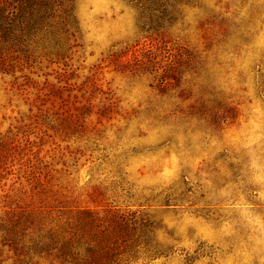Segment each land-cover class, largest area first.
Segmentation results:
<instances>
[{
	"label": "rangeland",
	"instance_id": "374dc122",
	"mask_svg": "<svg viewBox=\"0 0 264 264\" xmlns=\"http://www.w3.org/2000/svg\"><path fill=\"white\" fill-rule=\"evenodd\" d=\"M76 15L65 65L0 78V212L94 207L103 183L119 196L100 205L129 195L159 223L164 254L141 264H264V0H76Z\"/></svg>",
	"mask_w": 264,
	"mask_h": 264
},
{
	"label": "trees",
	"instance_id": "16d2710c",
	"mask_svg": "<svg viewBox=\"0 0 264 264\" xmlns=\"http://www.w3.org/2000/svg\"><path fill=\"white\" fill-rule=\"evenodd\" d=\"M80 40L76 0H0V78L13 85H27L37 72L65 65ZM5 146L0 137V182L8 174ZM32 180L40 188L36 197L51 191L37 176L26 182ZM108 190L119 196L103 183L92 185L94 207L57 204L62 199L49 201L51 196L40 198L39 205H5L0 264H141L161 257L159 223L149 207L138 200L129 204V195L127 204L100 205L96 200H104Z\"/></svg>",
	"mask_w": 264,
	"mask_h": 264
}]
</instances>
